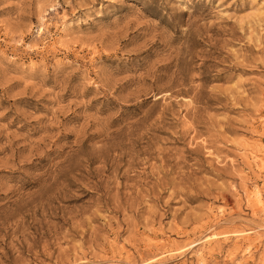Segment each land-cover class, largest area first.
<instances>
[{
	"label": "rangeland",
	"instance_id": "1",
	"mask_svg": "<svg viewBox=\"0 0 264 264\" xmlns=\"http://www.w3.org/2000/svg\"><path fill=\"white\" fill-rule=\"evenodd\" d=\"M0 264H264V0H0Z\"/></svg>",
	"mask_w": 264,
	"mask_h": 264
},
{
	"label": "bare ground",
	"instance_id": "2",
	"mask_svg": "<svg viewBox=\"0 0 264 264\" xmlns=\"http://www.w3.org/2000/svg\"><path fill=\"white\" fill-rule=\"evenodd\" d=\"M256 196H258V197H259V196H260V193H259V192H256ZM257 200H258V201H260V199H259V198H257Z\"/></svg>",
	"mask_w": 264,
	"mask_h": 264
}]
</instances>
